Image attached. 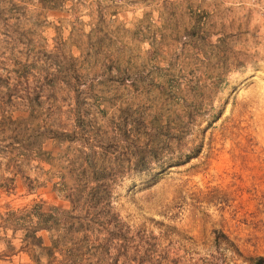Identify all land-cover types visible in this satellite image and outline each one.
I'll return each instance as SVG.
<instances>
[{
  "label": "rangeland",
  "instance_id": "1",
  "mask_svg": "<svg viewBox=\"0 0 264 264\" xmlns=\"http://www.w3.org/2000/svg\"><path fill=\"white\" fill-rule=\"evenodd\" d=\"M3 116L5 202L81 218L77 264L264 258V0H0Z\"/></svg>",
  "mask_w": 264,
  "mask_h": 264
},
{
  "label": "trees",
  "instance_id": "2",
  "mask_svg": "<svg viewBox=\"0 0 264 264\" xmlns=\"http://www.w3.org/2000/svg\"><path fill=\"white\" fill-rule=\"evenodd\" d=\"M199 39H205V35H199ZM4 120H6V117H2L0 120V128H3ZM10 123H13L11 118L9 117ZM2 132V129H1ZM66 137L68 135H65ZM46 137H50L51 139H61L63 137V134H54L52 136H48L46 134ZM36 138V134H30L26 137L24 140L23 145L27 146L29 143L35 144L32 142ZM15 139H11V147L9 151V157L8 162H13L15 157L19 156L20 153H16L17 150L14 148ZM3 141H0L2 143ZM37 158L43 157L41 151H38V154L36 155ZM15 182V175L12 174V177L3 179L2 183H0V189L9 192L10 190H14V187L12 188L13 184ZM97 189V186L95 187ZM92 205L89 209H96L103 211L105 214H102L101 216H95V213L91 216V219L93 221H99L98 226L105 228L104 232L106 234L110 233L109 235H114V231H116L117 226L110 220V211L111 207L106 202L105 204H102V207H99L98 201L93 200ZM8 217L5 218L6 222H12L11 217H13L14 225L21 230H24L23 235V241L34 250L38 251L40 254V257H44L47 260V264H53L56 261L57 256H63L64 258L67 257V259H70L71 264H77L78 263V250L76 246H73L69 249H66L65 245V234L67 231L74 230V233L77 234L79 228L83 227V224L79 222L81 218L78 216H72L71 213H68L67 211L61 210L58 207H48L46 208V203L43 201L34 202L31 206L25 207L19 211L18 214L10 213L7 215ZM89 216L84 215V220L86 217ZM67 219H76L78 222H72L68 224ZM75 221V220H74ZM86 221V220H85ZM68 224V225H67ZM74 225V226H73ZM75 225L78 226V228H74ZM85 225V224H84ZM121 231V230H120ZM41 232L48 233V241L49 244H45L44 237L41 235ZM116 233V232H115ZM119 233V232H118ZM215 241L222 242L227 248H229L234 254H236L239 257H243L242 252L239 250L237 245L224 233L214 230L213 231ZM40 257L36 256L35 260L37 264H40ZM246 262L249 264H264V258L262 256L257 257H249L244 258ZM69 261V260H68Z\"/></svg>",
  "mask_w": 264,
  "mask_h": 264
},
{
  "label": "crops",
  "instance_id": "3",
  "mask_svg": "<svg viewBox=\"0 0 264 264\" xmlns=\"http://www.w3.org/2000/svg\"><path fill=\"white\" fill-rule=\"evenodd\" d=\"M7 172V176L12 177L11 171ZM13 187L14 190L9 192L0 189V264H37L35 257H40V254L23 241L24 230L14 225L13 217L12 222L5 220L8 214H18L20 211L12 209L11 202H5L14 196L17 190L16 182ZM44 233L46 232H41V235ZM56 261L53 264H57ZM40 264H47L46 258L40 257Z\"/></svg>",
  "mask_w": 264,
  "mask_h": 264
}]
</instances>
